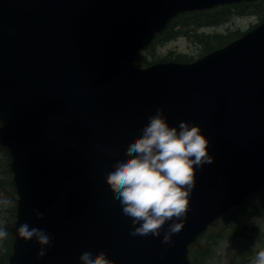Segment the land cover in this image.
<instances>
[{
  "label": "water",
  "instance_id": "obj_1",
  "mask_svg": "<svg viewBox=\"0 0 264 264\" xmlns=\"http://www.w3.org/2000/svg\"><path fill=\"white\" fill-rule=\"evenodd\" d=\"M242 1L256 0H0V144L19 198L8 264H81L85 251L193 264L208 228L264 190V23L192 63H136L180 13ZM158 108L170 126H200L214 157L170 244L169 225L184 221L132 236L106 182ZM22 223L54 237L43 258Z\"/></svg>",
  "mask_w": 264,
  "mask_h": 264
},
{
  "label": "clouds",
  "instance_id": "obj_2",
  "mask_svg": "<svg viewBox=\"0 0 264 264\" xmlns=\"http://www.w3.org/2000/svg\"><path fill=\"white\" fill-rule=\"evenodd\" d=\"M209 143L201 127L194 123L182 121L178 127L170 126L163 108L148 117L142 134L128 145L125 158L113 165L114 171L106 179L123 215L132 220V236L159 237L166 222L184 221L169 225L162 242L170 244L172 236L182 230L190 195L196 187L197 168L214 162ZM35 215L38 220L43 219L38 210ZM17 231L26 242L35 239L41 246L38 258L46 255L54 240L44 229L30 227L28 223H22ZM6 236L7 232L0 229V239ZM80 262L113 264L103 251H85ZM252 264H264V249L256 252Z\"/></svg>",
  "mask_w": 264,
  "mask_h": 264
},
{
  "label": "rangeland",
  "instance_id": "obj_3",
  "mask_svg": "<svg viewBox=\"0 0 264 264\" xmlns=\"http://www.w3.org/2000/svg\"><path fill=\"white\" fill-rule=\"evenodd\" d=\"M263 1L260 2L262 5L258 8L240 7L228 10V13L219 21L201 18L197 23L189 22L183 32H177L172 35L173 38L157 44L152 53H145V57H148L149 62L154 64L167 61L198 60L212 51L210 49L223 47L226 40L239 38L259 24H263ZM179 28H181L179 25L175 27L174 32ZM7 168L10 169V173ZM0 173V211H2L0 226L7 232L6 238L0 240V264H5L6 260L8 262V255L13 252L15 236L9 227L15 221L19 198L13 182L11 160L1 144ZM256 200L259 211L250 217L238 216L232 229L219 233L217 238L211 242L209 253H204L202 264H252L256 252L264 249V198L259 197ZM236 227L238 228L234 229ZM203 244L201 243L198 247Z\"/></svg>",
  "mask_w": 264,
  "mask_h": 264
},
{
  "label": "trees",
  "instance_id": "obj_4",
  "mask_svg": "<svg viewBox=\"0 0 264 264\" xmlns=\"http://www.w3.org/2000/svg\"><path fill=\"white\" fill-rule=\"evenodd\" d=\"M264 2V1H263ZM262 5V4H261ZM259 5L255 6V8H258ZM248 8V7H247ZM228 11L222 12L221 15L212 13L210 17H207L203 14H189V15H182L177 20L173 21L169 28L161 35H159L156 40L152 43V47L149 51V54L152 53L157 44L162 43L163 41L168 40L172 37L173 34L177 32H183V29L187 27L189 22H198L201 18H205V20L209 21H219L221 17L226 15ZM181 26L178 30L174 32L175 27ZM173 38V37H172ZM228 43V40L224 42V45ZM223 44V43H222ZM212 48V47H210ZM209 48V49H210ZM216 49V48H214ZM210 49V50H214ZM139 63H141L143 66H148L150 64L148 57L141 56L139 57ZM263 197L264 198V191L260 192L258 194L253 195L245 204L242 206L234 208L229 214H227L222 220L217 222L214 227L210 229V231L204 235L192 248H191V258L193 261V264H202V257L204 253H209L211 248V242L217 238V235L219 233H224L225 231L232 229L235 223V220L240 215H246L248 217L255 215L259 211V205L256 198ZM228 225V226H227ZM239 226V224H237ZM238 227L234 228L237 229ZM218 229V230H217ZM201 243H204L201 247H198ZM10 255H8L9 257ZM7 257V258H8ZM7 264V260L6 263Z\"/></svg>",
  "mask_w": 264,
  "mask_h": 264
},
{
  "label": "flooded vegetation",
  "instance_id": "obj_5",
  "mask_svg": "<svg viewBox=\"0 0 264 264\" xmlns=\"http://www.w3.org/2000/svg\"><path fill=\"white\" fill-rule=\"evenodd\" d=\"M225 8V7H224ZM231 8L232 9H234L233 8V6H231ZM212 13H216V14H219L220 15V12H216V10H213V11H209V12H206V14H207V17H210L211 15H212ZM7 171H9V173H10V169L9 168H7ZM10 175V174H9ZM0 195H1V173H0ZM4 196V195H3ZM4 197H6V196H4ZM2 215V211H0V216ZM0 229H2V226H0ZM1 240V239H0Z\"/></svg>",
  "mask_w": 264,
  "mask_h": 264
}]
</instances>
